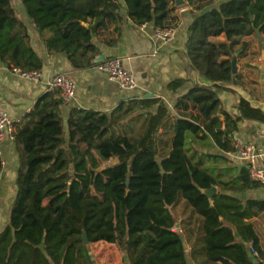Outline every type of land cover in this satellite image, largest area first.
Instances as JSON below:
<instances>
[{"label": "trees", "instance_id": "1", "mask_svg": "<svg viewBox=\"0 0 264 264\" xmlns=\"http://www.w3.org/2000/svg\"><path fill=\"white\" fill-rule=\"evenodd\" d=\"M170 1L21 3L37 32L47 33V51L64 53L71 66L79 69L98 63L93 62L97 52L93 34L121 21L122 4L134 23L165 27L170 25ZM197 1L195 8L210 7L188 24L186 48L203 51L202 57L195 55L199 57L196 64L211 85H192L179 96L174 106L178 116L170 118L159 99L130 100L109 114L73 108L66 139L59 91H48L37 100L34 121L14 137L19 154L17 189L8 224L0 232V264H94L89 245L95 242L115 244L127 264H187L185 238L174 229L172 212L181 198L203 218L202 241L209 261L251 264L243 245L234 242L232 230L219 219L224 209H235L238 218L249 212L227 194L218 192L209 200L200 191L216 184V178L195 159L189 143L195 136L198 142L211 141L228 152L239 119L264 123V112L243 97L236 104L237 115L226 112L214 90L224 88L218 82H238V74H231V50L242 36L254 35L256 29L264 35V0ZM5 10L6 17L0 19V61L11 68L39 70L42 60L29 43L26 25L12 8ZM219 35L225 41L212 43V47L227 58L216 63L211 49L203 50L200 45ZM246 45L243 42L241 47ZM182 83L175 79L169 86L176 88ZM153 106L152 112H137ZM167 148L168 153L178 154L170 199L164 193V173L157 160ZM114 159L117 162L113 163ZM106 163L109 166L105 167ZM241 174L252 182L246 168ZM250 206L263 210L264 201H247L246 207ZM242 233L256 243L248 225Z\"/></svg>", "mask_w": 264, "mask_h": 264}, {"label": "crops", "instance_id": "2", "mask_svg": "<svg viewBox=\"0 0 264 264\" xmlns=\"http://www.w3.org/2000/svg\"><path fill=\"white\" fill-rule=\"evenodd\" d=\"M198 4L197 0L192 3L184 0V3L179 5L175 4V0L170 1L169 24L175 26V32L166 42L154 36L155 27L152 22H146L144 25L134 23L127 16L124 4L119 10L122 19L117 25L111 23L108 27L94 32L92 40L97 47L94 58L101 54L104 55L103 60L114 56L120 57L123 67L135 77H139L134 89L125 90L97 69L96 65L76 69L71 66L64 53H49L44 43L47 33L41 35L37 32L33 22L27 17L21 0H3L0 2V19L6 17L5 9L8 6L21 18L27 27L29 43L42 60V67L39 69L41 73L39 79L30 81L18 76L6 62L0 61V108L15 121L16 132L26 130L36 117L34 106L37 100L48 91H57L50 89L48 82L56 74L65 72L76 84L75 98L69 102L63 101L60 106L66 139L67 119L73 108L109 114L119 104H126L130 100L159 99L167 107L170 118L178 116L174 106L179 96L186 93L192 85H211L210 81L200 75L196 64L199 57L194 55V50L187 51L186 48L188 24L195 15L210 7L204 5L195 8ZM112 39L113 43L109 44ZM208 40L211 43H219L224 42L225 38L219 35L209 37ZM243 42L247 43L244 48L241 47ZM263 48L264 39L258 40L255 34L242 36L239 43L233 47L230 59L234 55L238 82L231 84L218 82L224 88L214 89L222 108L231 115H237L236 104L240 97L264 112V61L260 60ZM219 53L220 58H227L224 52ZM175 79H181L183 83L176 88L170 87L169 83ZM154 110L153 106L139 109L137 112ZM133 114L134 112L130 116ZM233 136L255 145V163L264 168V123L241 118L237 121V130ZM189 148L196 153L195 159L201 160V166L216 178L214 194L222 192L233 197L249 212L248 216L238 218L235 209H224L219 219L232 230L234 242L243 245L251 264H264V209L246 207L247 201H264V184L254 185L246 181L245 176L241 174L242 168H245L244 162L232 153L221 151L211 141L198 142L193 136ZM0 151L3 161V164H0L1 232L8 224L12 200L17 189L19 154L14 140L8 139L1 142ZM216 155H222L223 158ZM172 212L176 218L174 229L185 238L187 264H221L220 261H209L206 257L202 241L203 218L192 210L184 198L179 199ZM246 225L256 237L255 244L242 233ZM97 243L109 248L110 264H127L122 260L115 244L108 242L94 244ZM251 245L255 249L254 253L250 250ZM102 256H106L105 253ZM229 261L236 264L233 260Z\"/></svg>", "mask_w": 264, "mask_h": 264}, {"label": "built area", "instance_id": "3", "mask_svg": "<svg viewBox=\"0 0 264 264\" xmlns=\"http://www.w3.org/2000/svg\"><path fill=\"white\" fill-rule=\"evenodd\" d=\"M142 24L144 25L145 23ZM174 32L175 26L173 25L154 28V36L163 42L169 41L174 35ZM96 68L103 72L110 80L118 83L122 89L132 90L136 87L137 81L135 75L123 67L120 57L114 56L106 58L98 62ZM12 70L18 76L30 81H37L41 75L38 69L21 70L20 68L12 67ZM48 87L52 90H58L65 102H69L75 98L76 84L65 72H60L52 77L48 82ZM15 127V121L10 118L6 111L0 108V144L6 139L14 140L16 133ZM231 145L232 150L228 152L244 162L250 181L264 184V168L255 163V145L238 136L232 137ZM0 164H3L1 157ZM250 250L252 253L255 252L253 245L250 246Z\"/></svg>", "mask_w": 264, "mask_h": 264}, {"label": "rangeland", "instance_id": "4", "mask_svg": "<svg viewBox=\"0 0 264 264\" xmlns=\"http://www.w3.org/2000/svg\"><path fill=\"white\" fill-rule=\"evenodd\" d=\"M200 47L203 50L206 48H210L212 59H214L216 63H220V61L222 60V58H220V53L218 52V50H216V48L212 47V43L208 40V38L207 41L204 42V44L200 45ZM202 52L195 51L194 55H199V57H202ZM231 53H233V49L231 50ZM157 160L164 173V193L166 197L170 199V197L173 196V188L171 181L173 179V175L178 173V154L166 152L163 155H159L157 157ZM89 251L91 252V255L93 257L94 264H110V250L104 244L91 243L89 245ZM103 253H105L106 256L103 257Z\"/></svg>", "mask_w": 264, "mask_h": 264}, {"label": "water", "instance_id": "5", "mask_svg": "<svg viewBox=\"0 0 264 264\" xmlns=\"http://www.w3.org/2000/svg\"><path fill=\"white\" fill-rule=\"evenodd\" d=\"M183 3H184V0H175V4L176 5L183 4ZM83 24H85V23H83ZM255 35L257 36L258 40H260V41H262L264 39V36H262L259 33L258 29L255 30ZM103 58H104V55L101 54L98 57L94 58V62H99V61L103 60ZM260 60L264 61V48L261 50ZM230 62H231V73L235 74L237 69H236L234 55L231 56ZM135 78H136V81H138L139 77L137 76ZM176 127H177V125H176ZM115 162H117V159H114L113 163H115ZM104 166L107 167V166H109V164L106 163V164H104ZM200 191L202 193H204L208 197V199L210 200L212 194H214L216 192V186L215 185H211L209 188L200 189ZM82 238H83L84 243L88 242L86 234L84 232L82 233ZM89 253L91 254L90 251H89Z\"/></svg>", "mask_w": 264, "mask_h": 264}]
</instances>
